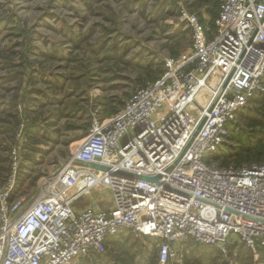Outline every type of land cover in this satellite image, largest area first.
<instances>
[{
	"label": "built area",
	"instance_id": "built-area-1",
	"mask_svg": "<svg viewBox=\"0 0 264 264\" xmlns=\"http://www.w3.org/2000/svg\"><path fill=\"white\" fill-rule=\"evenodd\" d=\"M219 1L212 37L197 13L181 10L189 51L167 59L164 74L111 119L95 120L30 201L11 199L13 153L0 191V264H76L123 232L158 241L159 264H185L190 242L226 255L238 240L264 253V160L211 162L264 93V0ZM94 190H109L113 207L76 211Z\"/></svg>",
	"mask_w": 264,
	"mask_h": 264
},
{
	"label": "rangeland",
	"instance_id": "rangeland-1",
	"mask_svg": "<svg viewBox=\"0 0 264 264\" xmlns=\"http://www.w3.org/2000/svg\"><path fill=\"white\" fill-rule=\"evenodd\" d=\"M217 1L219 12V0H146L145 10L136 0H0V191L13 173L15 152L13 200L34 199L42 180L80 147L95 120L111 119L139 88L160 78L167 59L189 51L191 30L181 10L198 13L212 34L208 10ZM257 107L254 99L238 114L212 163L237 164L233 157L225 162L224 153L235 147L232 131L246 128L245 116ZM113 108L118 112L109 114ZM98 195L111 204L109 190ZM133 236L129 246L106 252L116 249L126 260L158 256V241ZM188 249V264H226L217 249L193 242ZM231 252L228 257L239 264L233 257L240 254ZM242 257L264 264V255L249 249Z\"/></svg>",
	"mask_w": 264,
	"mask_h": 264
},
{
	"label": "trees",
	"instance_id": "trees-1",
	"mask_svg": "<svg viewBox=\"0 0 264 264\" xmlns=\"http://www.w3.org/2000/svg\"><path fill=\"white\" fill-rule=\"evenodd\" d=\"M200 1L206 4L213 2V0H200ZM145 2L146 0H136V3L140 4L142 10L143 9L145 10L146 8ZM130 4L131 7L132 5H134L133 2H131ZM218 8H219V2L217 1L216 5H214L213 8H209L208 10L209 14L211 15V25L213 26V28H215V20L219 14V12L217 11ZM201 20L204 23L202 17ZM213 33L212 34L208 33V36L212 37ZM164 72L165 70L163 71L162 75L164 74ZM255 100L256 103L258 104V107L256 109H253L252 112H250L245 116L246 118L245 121L247 122L246 128H241L239 129V131L237 130L232 131L234 132L232 134V140L234 141L235 147L230 148V150H227L224 153L226 154V156H228L224 158V161L227 162L228 158L230 159L233 157L237 162L235 166H242L244 164H250L254 162H262L264 160V93L257 96ZM109 104L104 103L106 109H108L107 106ZM117 112L118 111L113 108L111 111H109V114L113 115ZM12 196L13 195L11 194V199H13ZM196 244H200V243H196Z\"/></svg>",
	"mask_w": 264,
	"mask_h": 264
},
{
	"label": "crops",
	"instance_id": "crops-1",
	"mask_svg": "<svg viewBox=\"0 0 264 264\" xmlns=\"http://www.w3.org/2000/svg\"><path fill=\"white\" fill-rule=\"evenodd\" d=\"M99 191H103V190H94L91 193H89L87 195L88 198L85 200V202H83V201L79 202L78 201L74 205V209L76 211H81V210H84L85 208H88V207H94V208L102 209V210L111 209L113 207L112 196H111V204H109V200H107L108 202H105L103 199H100V197L98 195ZM120 235L117 237L110 238L107 241V247L113 246L115 248H121L124 246H129L132 239L131 238L128 239V238L134 237L133 234L131 232H123ZM122 236L124 237L123 239H121ZM142 239H143V241L152 240L153 242L156 243V240L153 238L142 237ZM188 244L186 245V251L187 252H189ZM200 245H202V244H200ZM202 246L205 249H211V248L215 249L214 247L207 246V245H202ZM246 249H248V248L244 244L240 243L238 240H234L228 248V254H226V255L223 254L224 255L223 261L226 264H234L233 260L228 257L229 253H232L231 251H234L235 255L240 254L239 256L233 257L234 259L235 258L238 259L239 264H248V261H246V259H244L242 257L243 250L245 251ZM117 251L118 250H116V249L113 251L115 254L105 252L102 255L91 254L89 256H84V257L79 258L76 261V264H159L158 263V256L146 258V257H142V256L138 255V256L127 258V260H126V259H124L123 256L118 255ZM258 254L264 255V253H258ZM258 254H256V256ZM218 262L220 264L222 261L218 260ZM170 264H176V263H170ZM185 264H188L187 257L185 258Z\"/></svg>",
	"mask_w": 264,
	"mask_h": 264
},
{
	"label": "water",
	"instance_id": "water-1",
	"mask_svg": "<svg viewBox=\"0 0 264 264\" xmlns=\"http://www.w3.org/2000/svg\"><path fill=\"white\" fill-rule=\"evenodd\" d=\"M203 125V124H202ZM202 125L200 126V128L202 127Z\"/></svg>",
	"mask_w": 264,
	"mask_h": 264
}]
</instances>
